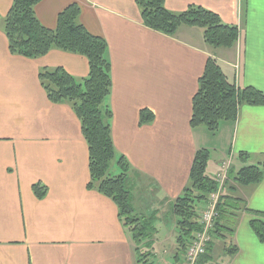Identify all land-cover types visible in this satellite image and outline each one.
Instances as JSON below:
<instances>
[{
  "label": "crops",
  "instance_id": "0c3cea01",
  "mask_svg": "<svg viewBox=\"0 0 264 264\" xmlns=\"http://www.w3.org/2000/svg\"><path fill=\"white\" fill-rule=\"evenodd\" d=\"M12 1L0 0V264H135L116 205L87 189L88 149L79 120L68 105L47 100L37 77L41 69L62 67L83 79L87 60L56 49L32 60L11 55L2 21ZM74 3L81 9L79 22L107 43L111 139L135 181V192L129 187L135 210L145 207L148 215L158 216L166 210L170 216L199 149L210 152V176L223 165L230 164L232 173L245 164L258 166L263 171L259 184L239 186L229 180L242 207L228 216L237 219L232 235L222 231L224 240L213 239L206 264H264V243L250 228L254 213H264V106H240L235 122H223L216 132L215 152V134L209 137L202 127L189 126L191 100L209 56L237 88L264 93V0H165L170 12L200 6L238 27L232 48L214 50L195 28L182 27L174 37L145 28L135 0H42L35 16L54 29L57 15ZM143 109L154 119L141 125ZM240 153L248 155L245 164ZM36 183L46 187L42 199L32 191ZM243 205L248 211H242ZM164 219L160 229L166 227ZM170 221L175 232V219ZM160 233L157 245L163 241ZM175 238L173 247L167 245L177 263L181 251ZM229 240L237 250L232 255L226 253Z\"/></svg>",
  "mask_w": 264,
  "mask_h": 264
},
{
  "label": "trees",
  "instance_id": "16d2710c",
  "mask_svg": "<svg viewBox=\"0 0 264 264\" xmlns=\"http://www.w3.org/2000/svg\"><path fill=\"white\" fill-rule=\"evenodd\" d=\"M42 0H13L2 21V30L7 39L11 55L26 59H38L56 49L79 55L87 60L88 74L76 79L62 67L44 68L38 72V81L47 100L53 105L66 104L79 120L82 136L88 149L89 182L87 189L96 190L107 197L117 207L118 217L134 245L135 264H153L148 261L152 254V235L156 215L148 217L137 214L131 201V191L127 181L130 167L126 159L115 152L111 139L112 114L108 107L111 93V64L106 41L91 34L79 22L81 9L74 3L63 9L56 19L54 29L42 26L35 16L34 8ZM142 25L167 37H174L182 27L195 28L202 32L204 44L211 49H230L238 40L239 31L235 25L222 23L215 12L200 6H189L182 13L170 12L165 0H135ZM264 106V93L253 87L237 88L212 56L206 60L204 71L197 81V90L191 100V129L204 127L210 134L218 132L223 122L234 123L240 106ZM140 124L153 121L151 111L143 109L139 113ZM245 164L248 155L239 154ZM210 152L199 149L193 159L189 179L181 194L171 206L175 219V243L177 251H183L191 235L200 229L197 208L205 204L208 196L216 191L217 184L207 173ZM116 166L118 174L111 173ZM263 171L258 166L243 165L236 173L230 172L229 179L239 186L259 184ZM226 191L217 205L216 234L226 238L222 231L231 236L232 231L222 224V220L241 210L242 199L235 194V186L227 183ZM34 195L42 199L46 187L36 183L32 187ZM241 206V207H240ZM242 211H248L243 205ZM251 212V211H249ZM250 228L261 243H264V213H254ZM231 233V234H230ZM226 245V244H225ZM199 260L207 263L208 251ZM227 254L237 252L229 240Z\"/></svg>",
  "mask_w": 264,
  "mask_h": 264
},
{
  "label": "built area",
  "instance_id": "2783aa9c",
  "mask_svg": "<svg viewBox=\"0 0 264 264\" xmlns=\"http://www.w3.org/2000/svg\"><path fill=\"white\" fill-rule=\"evenodd\" d=\"M229 165H223L221 171L213 176L216 182V191L211 193L203 207L198 212L200 229L193 233L182 251L183 264H199L200 258L206 255L207 247L213 242L216 234L217 205L223 193L227 180Z\"/></svg>",
  "mask_w": 264,
  "mask_h": 264
},
{
  "label": "rangeland",
  "instance_id": "374dc122",
  "mask_svg": "<svg viewBox=\"0 0 264 264\" xmlns=\"http://www.w3.org/2000/svg\"><path fill=\"white\" fill-rule=\"evenodd\" d=\"M214 50V49H213ZM201 128V127H199ZM201 129H203L204 131H206L208 134H209V137L214 135V134H210L204 127H202ZM217 134L215 133V135L213 136L212 138V147H215L216 146V141H217ZM214 141V142H213ZM217 147V146H216ZM216 147L214 148V152H215V149ZM213 155V151L211 150V157ZM238 168V166L236 165V169ZM131 172V171H130ZM209 172V171H208ZM111 173L113 175H116L118 174V169L116 166H112L111 168ZM130 177V175H129ZM131 179L132 178H129L128 181H127V184H128V187L131 188L132 192H135V189H133L131 186L135 184V181L133 180L131 182ZM230 180V179H229ZM229 183H231L229 181ZM232 184V183H231ZM137 189H140V186H138ZM140 194L139 197L142 198L144 196V192H141V193H138ZM236 195V194H235ZM146 206H147V203L145 201L144 203ZM137 211H142V213H139ZM136 212L137 214L141 215V216H145V215H148L147 212V209H145V207H138L137 206V209H136ZM144 214V215H143ZM167 211L166 210H163L159 213V216L156 212H152L150 213V215H156V220H155V223H154V226L156 228V233L152 235V241H153V245H152V249H149V250H146L145 248H141V250L143 252H147L149 254H152V258H149L148 261L153 263V264H183V255L182 253L179 255V260L177 263H175L173 261L174 259V255H175V250L170 249L168 248V246L170 245V247H173V239H174V235L176 236V232H172V229H173V223L171 225V221H170V217H172V215L170 216H167ZM148 215V216H150ZM148 216H145V217H148ZM160 217V219H159ZM163 218H165L162 223L166 226L165 228H162L160 229V220H162ZM222 224H224L225 226H227L231 231L234 230L235 228V225L237 224V219H229L228 216H226L223 220H222ZM163 230V231H162ZM161 232V233H160ZM163 232L165 233V235L163 234ZM233 232V231H232ZM160 233L161 235V238L163 237V241H161L158 245H157V240H159V236L158 234ZM174 233V234H173ZM215 240H219V238L217 236H215ZM220 241V240H219ZM222 241V240H221ZM222 243V242H221ZM169 244V245H167ZM219 245H220V242H219ZM134 247V245H133Z\"/></svg>",
  "mask_w": 264,
  "mask_h": 264
}]
</instances>
